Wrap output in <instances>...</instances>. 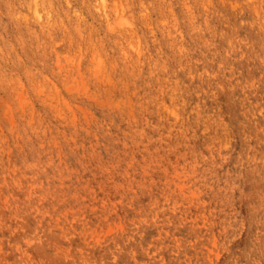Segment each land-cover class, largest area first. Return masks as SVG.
Masks as SVG:
<instances>
[{
	"label": "rangeland",
	"instance_id": "rangeland-1",
	"mask_svg": "<svg viewBox=\"0 0 264 264\" xmlns=\"http://www.w3.org/2000/svg\"><path fill=\"white\" fill-rule=\"evenodd\" d=\"M262 9L0 0V261L264 264Z\"/></svg>",
	"mask_w": 264,
	"mask_h": 264
},
{
	"label": "clouds",
	"instance_id": "clouds-1",
	"mask_svg": "<svg viewBox=\"0 0 264 264\" xmlns=\"http://www.w3.org/2000/svg\"><path fill=\"white\" fill-rule=\"evenodd\" d=\"M261 11L264 12V9H262ZM90 101H95L96 103H104V100L91 92L88 87H83L82 91H80L78 95L60 97L57 103L60 105V108L65 115H72L78 110L80 105L87 104ZM2 252L3 249H0V253ZM0 264H5V262L0 261Z\"/></svg>",
	"mask_w": 264,
	"mask_h": 264
},
{
	"label": "bare ground",
	"instance_id": "bare-ground-1",
	"mask_svg": "<svg viewBox=\"0 0 264 264\" xmlns=\"http://www.w3.org/2000/svg\"><path fill=\"white\" fill-rule=\"evenodd\" d=\"M142 36V35H141ZM165 72V71H164ZM102 75V74H101ZM106 81V80H105ZM157 90V89H156ZM118 91V90H117ZM22 93V92H21ZM132 94V93H131ZM33 96V95H32ZM168 99V98H167ZM92 111V110H91ZM105 112V111H104ZM49 117V116H48ZM107 117V116H106ZM183 120V119H182ZM95 122V121H94ZM17 131V130H16ZM35 133V132H34ZM56 134V133H55ZM138 142V141H137ZM179 189V188H178ZM134 191V190H133ZM120 224V223H119ZM148 224V223H147ZM55 229V228H54Z\"/></svg>",
	"mask_w": 264,
	"mask_h": 264
}]
</instances>
